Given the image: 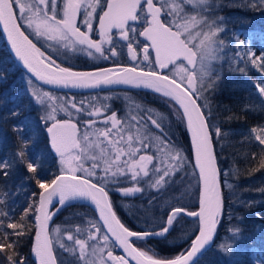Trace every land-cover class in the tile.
Instances as JSON below:
<instances>
[{
  "label": "snow or ice",
  "instance_id": "6c2138e0",
  "mask_svg": "<svg viewBox=\"0 0 264 264\" xmlns=\"http://www.w3.org/2000/svg\"><path fill=\"white\" fill-rule=\"evenodd\" d=\"M248 6L264 8V0H248ZM97 9L101 14L94 28ZM217 10L216 0H0V25L15 57L31 74L26 81L28 94L46 109L40 120L59 163V174L50 181L45 179L41 175L45 157L29 156L31 137L24 134L23 124L12 125L19 136L16 150L0 156V264H29L21 245L33 230L36 264H64L55 255L54 247L72 257L69 264H200L205 253L212 250L224 215V188H233L227 182L228 173H222L219 167L216 144L227 133L217 122L212 107L222 79L216 65L224 62L225 45L235 50L238 64L246 59L264 74V55L257 56L238 35L227 42L222 38L227 29L225 18L215 15ZM81 14L80 24L85 31L77 22ZM136 22L143 23L142 30ZM22 27L37 39L51 42L48 47L58 55L61 49L66 50L64 55L84 53L93 59L126 55L129 64L116 63L93 72L74 71L41 51ZM93 33L99 38L93 39ZM237 70L245 72L243 67ZM32 77L64 88L125 84L151 89L165 98L172 116L190 132L194 163L172 142L167 130L170 124L165 123L163 114L136 105L120 117L114 111L107 114L110 107L106 103L75 99L58 105L51 93L33 86ZM7 78V71L0 68V81ZM254 86L264 98V79ZM2 103L6 101L0 100ZM61 111L70 118L57 119ZM20 114L14 105L4 119H15ZM73 115L84 117L82 132L79 119L72 121ZM250 131L249 139L264 146V127ZM252 158L257 159V154L253 153ZM258 164L264 169V148ZM21 166L31 175L25 174L13 192L8 181ZM189 168L200 185L198 211L172 206L166 219H161V227L143 232L132 231L121 221L109 198V186L129 183V187L116 188L125 197L148 189L159 194L175 183L177 174L187 173ZM32 181L40 191L26 196L24 205L16 203L15 197L27 192L26 182ZM54 199L59 205L57 212L72 201L89 200L99 219L69 228L57 226L52 230L53 237L48 222L55 213L48 208ZM182 213L199 222L188 248L175 256L162 257L137 245V241L150 237L166 239ZM228 232L234 241L241 238L239 228ZM117 248L124 255H115ZM235 248V242L227 244L221 238L215 250L231 257Z\"/></svg>",
  "mask_w": 264,
  "mask_h": 264
},
{
  "label": "trees",
  "instance_id": "16d2710c",
  "mask_svg": "<svg viewBox=\"0 0 264 264\" xmlns=\"http://www.w3.org/2000/svg\"><path fill=\"white\" fill-rule=\"evenodd\" d=\"M216 1L218 10L215 15L225 18L227 29L225 33L221 34L222 38L227 42L232 39L233 35H238L240 39H244L251 45L252 52L257 56L264 55V51L260 46V36L264 35V8L249 7L248 0ZM250 32L252 35H249ZM240 55L243 56L244 53H240ZM238 61L239 57L236 55L235 50L226 44L224 62L216 65L217 70L222 74V79L213 98L212 107L217 122L220 123L223 131L227 133L223 140L217 142L216 151L219 154V167L222 173H228L227 182L232 184L233 188H224V215L218 227V235L212 245V250L205 253L200 264H258L252 256L254 250L260 253L262 257L261 264H264V192L260 191V189H264V169H261L258 164L259 154L264 146H260L258 142L249 139L252 135L250 130L253 127H264V98L257 94L254 86L255 82L264 79V74L259 69L251 66L246 59L239 64ZM73 63L74 65L70 68L74 70L103 68L85 67V64L80 61ZM90 64L94 63L90 62ZM238 67H243L245 72L238 71ZM0 68L5 69L8 73L7 80L0 81V100L6 101V103L0 104V156L10 155L16 150L19 136L13 132L12 125L21 123L24 127V134L31 137L27 146L28 155L41 154L45 157L46 162L41 175L50 181L59 172L56 167V157L49 147L46 127L40 120L45 113V109L36 104L28 94L26 86L28 78L12 61L1 35ZM38 88L56 97L58 105L72 99L76 101H94L97 104L106 103L110 107L107 114L110 115L114 111L120 117H124L136 105H140L145 109L151 108L154 112L163 114L166 117L165 123L170 124L167 130L172 142L193 161L187 129L185 125L179 123L172 116L165 98L160 95L142 90L68 94ZM14 105L19 107L20 116L5 120L4 117L7 116L8 110ZM228 116L234 118L227 120L226 117ZM69 118L60 117L58 119ZM71 119L73 122H77L79 119L78 128L84 129V117ZM253 153L257 154V159L252 158ZM191 171V168H189L187 173L177 174L174 177L175 183L163 193L158 194L151 189L143 193H137L132 201V209H121L122 216L118 214L121 221L130 230L143 232L161 227V219L166 218L172 206L184 207L187 211H195L198 182L191 176ZM25 174H27L26 169L21 166L16 175L8 181L13 192L16 191V185L21 183ZM189 178L192 181L191 192L187 188ZM0 183H3V181H0ZM26 187L27 192H21L15 197L16 203L24 205L26 196H30L34 191H40L34 181L26 182ZM185 189L187 190L186 193ZM112 193H115V190H112ZM191 194L193 195L191 196ZM150 200L152 201L151 204L149 203ZM17 212H19V209H17ZM147 218H150L149 221L151 220L150 225H157L141 226L143 224L140 221H146ZM59 219H61V222H58ZM90 219L96 218L89 208L78 202L71 203L70 206L64 207L57 214L51 224L50 234L52 235V230L56 225L69 228ZM230 228L241 230L239 233L241 238L238 241H234L228 232ZM196 230L197 224L195 221L181 217L178 222L174 223L173 230L167 234L166 239L137 241V245L152 249L158 256L172 257L188 248ZM188 231L191 233L189 232L187 235ZM33 234L34 230L21 245L22 254L28 259L29 264H35L30 256ZM221 238L227 244L235 242L236 248L233 250L231 257L215 250L216 244L221 242ZM54 253L58 257L59 253L56 247H54ZM114 253L118 255L117 250ZM62 258L65 259V264H69L72 260V257L67 254L63 255ZM58 260H60L59 257Z\"/></svg>",
  "mask_w": 264,
  "mask_h": 264
},
{
  "label": "flooded vegetation",
  "instance_id": "af4514ba",
  "mask_svg": "<svg viewBox=\"0 0 264 264\" xmlns=\"http://www.w3.org/2000/svg\"><path fill=\"white\" fill-rule=\"evenodd\" d=\"M99 14L100 10L97 9V15H96V19L94 20V28L98 27V18H99ZM82 19V14L81 16H78L77 18V22L78 25L81 27L82 31H85L86 29L83 27L82 24H80V21ZM19 23H21V25H23V21H19ZM131 23V22H130ZM136 26L142 30L143 28V23L142 22H136ZM23 31H25V34L29 36V38L34 42L35 40H33V38L31 37V35L28 33V31L23 28ZM116 33V30L113 29V34ZM92 38L93 39H98V35H96L95 33L92 34ZM139 39L141 41H143V37H139ZM40 43H37L36 41L34 42L36 44V46L38 48H40L41 50H43V52H45L46 54H51L53 56V58L57 59L58 63L62 66L65 67H72L74 65L73 62H83L85 64V67L88 66H92V67H111L114 66L116 63H121V64H128L129 60L127 58V56H120L118 58L114 57L110 60H104L103 58H91L88 57L86 54L84 53H71L69 52L67 55H64L63 53L66 51L64 49L60 50V54L58 55L56 52L53 51V49L48 47V43L51 42H45L43 39H38ZM119 51V49H118ZM155 55V54H154ZM90 62L94 63V64H90ZM131 186L129 183H122L121 185H116V186H109L108 188V192H109V198L113 203V206L117 212V214L121 215V209L122 210H131L132 209V201L135 199V195L133 196H123L120 192H118L116 190L117 187H129ZM112 190H115V193H112ZM129 205V206H128ZM122 216V215H121Z\"/></svg>",
  "mask_w": 264,
  "mask_h": 264
},
{
  "label": "water",
  "instance_id": "95a60500",
  "mask_svg": "<svg viewBox=\"0 0 264 264\" xmlns=\"http://www.w3.org/2000/svg\"><path fill=\"white\" fill-rule=\"evenodd\" d=\"M0 35L2 37L3 43L5 45V48L8 52V54L10 55L12 61L14 62V64L21 70V72L23 74H25L26 77H30L31 74L27 72V70L24 68L22 62H20L16 57L14 52L11 49V45L10 42L7 38V34L3 31V26L0 25ZM94 70H74V71H86V72H93ZM33 82L38 85L39 87L49 90V91H53V92H59V93H68V94H90V93H97V92H102V91H111V90H143V91H148V92H152L155 93L154 91H152L151 89H147V88H135L129 85H125V84H114V85H101L99 87L96 88H64V87H59V86H55V85H48V84H43V82L36 80L34 77H32ZM157 94V93H156ZM188 132V131H187ZM189 138H190V144H191V134L190 132H188ZM48 136V140H49V134L47 133ZM49 145H50V140H49ZM51 148V147H50ZM52 150V149H51ZM191 151H192V147H191ZM52 152L55 154V152L52 150ZM56 155V154H55ZM192 156H193V163H194V153L192 151ZM199 191H200V185L198 183V194H197V207L195 211L199 210ZM72 202H78L86 207H88L95 215L96 220L99 219V214L95 209V206L91 203V201L89 200H85V199H78ZM54 206L59 207V205L56 203V200L54 199L53 205H50L48 208V211L51 213H55L52 217V220L48 222V229L50 232V226L52 221L54 220L56 214L59 212L56 211V208H54ZM54 208V209H53ZM182 217L189 219V220H193L196 221L197 223V229H198V225L199 222L197 220V218L194 217H190L187 216L186 214H181ZM34 237H35V231L32 237V245H31V250H30V256L31 259L34 261V263L36 264V260L34 255L32 254V247H33V243H34ZM162 237H150L148 239H161ZM135 239V238H133ZM117 251L120 255H124L123 251L119 248H117Z\"/></svg>",
  "mask_w": 264,
  "mask_h": 264
},
{
  "label": "rangeland",
  "instance_id": "374dc122",
  "mask_svg": "<svg viewBox=\"0 0 264 264\" xmlns=\"http://www.w3.org/2000/svg\"><path fill=\"white\" fill-rule=\"evenodd\" d=\"M216 3H217V1H216ZM218 5V4H217ZM28 31V33L31 35V37L33 38V40H35L37 43H40L39 42V40L31 33V31L30 30H27ZM249 35H252V33L250 32L249 33ZM261 37V48H262V50L264 51V35H262V36H260ZM259 37V38H260ZM259 38H258V42H259ZM34 41V42H35ZM41 51H43V50H41ZM47 55V54H46ZM152 56L154 57V52L152 53ZM27 86V90H28V92L30 91V89H29V87H28V85H26ZM33 86H35L38 90H40V91H42V92H45V91H43V90H41V89H39L36 85H34L33 84ZM33 99V98H32ZM33 101H34V99H33ZM35 102V101H34ZM37 104V103H36ZM60 104H62V103H60ZM41 106V105H40ZM45 109V108H44ZM45 111H46V109H45ZM45 114V113H44ZM43 114V115H44ZM62 118V117H68L67 115H65V113L64 112H58V114H57V119L58 118ZM77 116L76 115H73L71 118H73V119H75ZM84 129H80V131L82 132ZM56 167H57V170H58V172H59V163H58V157L56 158ZM82 175H84V174H82ZM192 181L190 180V178H189V180H188V184H187V188H188V191H190L191 192V187H192V183H191ZM185 191V193L187 192V190L185 189L184 190ZM193 194H191V196H192ZM149 219L150 218H147V220L145 221V220H142V221H140V223L141 224H143V225H141V226H145V227H150V226H155V225H157V224H153V225H150L151 224V220L149 221ZM58 222H61V219H59L58 220ZM149 225V226H148ZM57 226H60L61 228H65V226H61V225H56L54 228H56ZM53 228V229H54ZM189 232L190 231H188V233H187V235L189 234ZM191 233V232H190ZM52 235L53 236H55V233L53 232L52 233ZM186 235V236H187ZM178 238H179V236H178ZM182 238V237H181ZM57 248V252L59 253V255H61L62 257H63V255H65L66 253L62 250V249H59L58 247H56ZM115 254V253H114ZM58 255V257H59V259L60 260H63L64 261V264H65V259H63L61 256H59ZM116 255V254H115ZM252 256H253V259L255 260V262L256 263H258V264H261L262 263V257H261V255H260V253L257 251V250H254L253 251V253H252ZM57 257V258H58Z\"/></svg>",
  "mask_w": 264,
  "mask_h": 264
}]
</instances>
